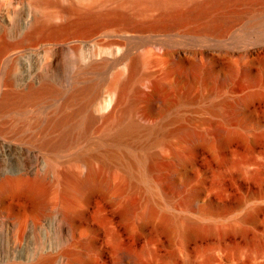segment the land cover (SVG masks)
<instances>
[{
  "label": "rangeland",
  "instance_id": "374dc122",
  "mask_svg": "<svg viewBox=\"0 0 264 264\" xmlns=\"http://www.w3.org/2000/svg\"><path fill=\"white\" fill-rule=\"evenodd\" d=\"M165 1L0 0V181L39 179L47 193L1 192L0 264H36L39 255L51 261L38 264H137L134 256L138 264H264V0L178 19L163 9L203 0ZM86 9L99 16L94 40L41 34L10 50L34 19L70 22ZM121 54L113 67L91 64ZM46 79L59 92L39 91ZM73 86L84 92L65 100ZM117 96V110L103 117L104 99ZM88 112L95 117L81 132ZM180 124L203 137L173 132ZM148 154L157 158L151 172ZM89 168L106 183L72 186Z\"/></svg>",
  "mask_w": 264,
  "mask_h": 264
},
{
  "label": "bare ground",
  "instance_id": "6f19581e",
  "mask_svg": "<svg viewBox=\"0 0 264 264\" xmlns=\"http://www.w3.org/2000/svg\"><path fill=\"white\" fill-rule=\"evenodd\" d=\"M158 1V0H157ZM163 1V0H162ZM165 1V0H164ZM171 2L169 0H166L165 2ZM177 1V0H176ZM229 1H236V0H203V1H194V3H192V5L190 6V8L184 12H180V11H177V12H172L171 9H167L166 7L163 9L161 15H163L164 17L166 18H173V19H178L181 15H197V14H202V13H209L210 10H213V8L215 7H218L220 5H223ZM174 3V2H173ZM172 3V4H173ZM179 3V2H177ZM161 5V3H159ZM172 7V6H171ZM170 7V8H171ZM173 8H175V6H173ZM223 8V7H222ZM186 12V13H185ZM80 15L81 18L79 17V19L75 20V21H70V22H65V23H62V24H54V25H51L49 27V35L51 37H56L57 35H62V34H68V35H75V36H79V37H83V38H87V37H90L92 36V34L94 33V30L95 28L97 27L98 25V21H99V17L98 15H96L95 13H92L91 11H89V9L87 10H84L83 11V14L81 13ZM208 15V14H207ZM215 17V16H214ZM222 17V16H221ZM186 19V18H185ZM189 19V18H188ZM216 19V18H215ZM210 22V21H209ZM213 22V21H212ZM211 22V23H212ZM215 24V22H213ZM213 24V25H214ZM220 24V23H219ZM212 25V24H211ZM218 25V24H217ZM217 25H214L212 26L213 30L214 29H217V31H219L218 29H221V25L217 26ZM43 26V23L42 21H38L36 19H34V22L32 24V28L29 30L30 33H33L34 31H37L40 27ZM210 25H207L206 27H208ZM211 27V26H210ZM209 27V28H210ZM215 27V28H214ZM211 28V29H212ZM223 30V28H222ZM126 34L125 33H122V34H117L118 37H121V38H124L126 39ZM6 46L0 42V53L5 51V49H7V47L5 48ZM123 57V54L119 55V56H113V58L111 59H102V62L103 63H108L109 64H114V63H117L119 62ZM105 61V62H104ZM92 65H99L98 63H93L91 62ZM101 64V63H100ZM108 65V64H107ZM194 68V69H193ZM193 68L191 69V72L190 74L192 76H195L197 75V71L196 70V67L193 66ZM206 76H211V72L209 71H205V74ZM38 82V81H37ZM38 84V83H37ZM163 84H161L160 82L158 81H155L154 83H152V87H151V90L152 92H156V93H161L162 92V86ZM30 87H33V84L31 85L30 84ZM83 88L84 87H76V86H73L71 87L70 89H67L62 93L63 95V98L65 100H76L78 99L79 96H81L80 94H82L84 91H83ZM38 90L39 91H46V92H49V93H55V92H59L58 89L56 88V86L50 81V80H42L39 84H38ZM31 92H35V91H31ZM38 92V91H37ZM36 93V92H35ZM85 94V93H84ZM16 97H25L26 95H21L20 93H15L14 94ZM149 95V94H147ZM100 96V86L97 87L91 94L88 95V97H86V106L87 105H90L92 104L93 102H95V100ZM120 96H117L116 98H107L106 100L104 99V102H105V105L107 107H110L109 111L107 112V114H103V117H110L112 116V114L114 113V111L117 110V106L120 102ZM178 99L179 100H183V99H187V94H186V91H184L183 93H181L179 96H178ZM190 100H192L190 98ZM103 101V100H102ZM238 101V100H237ZM239 104H240V101H239ZM237 105L238 103L236 102L235 100V103H232V104H229L228 107L230 108V111L232 113H234V115L236 116L237 113H238V109H237ZM105 106V108H107ZM213 107V106H212ZM94 115L91 114V113H87L84 117H83V121L82 122V126L80 128V131L81 132H85V130L87 129L88 125L90 124V122L94 119ZM58 122V121H57ZM80 122V123H81ZM56 123V122H55ZM135 121H131L129 124H128V128L130 127H137L135 126ZM54 125V124H53ZM58 125V124H57ZM76 127V126H75ZM63 129V128H62ZM65 129V128H64ZM75 129V128H74ZM79 129V128H78ZM76 130V129H75ZM67 133L74 131L73 129H66ZM65 131V132H66ZM173 132H176V133H182L184 135H186L189 139L191 138H202L203 137V133L202 132H195V130H189L185 127L184 124H180L177 128H175L174 130H172ZM171 131V132H172ZM77 132V131H76ZM79 132V131H78ZM64 133V132H63ZM215 133L216 134H221V129L217 128L215 129ZM154 154V153H153ZM153 154H148L147 155V158H146V163H145V167H146V170L151 172V171H154L156 170L157 168V158L155 157V155ZM178 155V154H177ZM176 155V157H177ZM178 158V157H177ZM179 159V158H178ZM181 159V158H180ZM178 160V161H181V160ZM177 160V159H176ZM72 183L70 181H68L69 183L72 184V186L76 185L77 187H79V185L82 184V186L87 182L89 183L90 181L93 183L96 182H99V183H106V178H104L100 171H95L91 168H89L87 170V173L86 175H84L83 178H80V177H77V176H74L72 175ZM84 183V184H83ZM74 184V185H73ZM16 185H20L22 188H24L23 191H27L28 193L33 194V196H42L40 193L44 192L45 190H43L44 188V184H42V181H40L39 179H27V180H18V179H13V178H10V177H5L3 178L1 181H0V194L1 192L3 191H6L10 188H13L14 186ZM176 186V185H175ZM175 186L173 185V189L175 188ZM75 187V188H77ZM177 187V186H176ZM46 188V187H45ZM26 189V190H25ZM43 190V191H42ZM42 191V192H41ZM45 193V192H44ZM29 194V195H30ZM40 194V195H39ZM43 194V193H42ZM47 193H45L46 195ZM44 195V194H43ZM44 195V196H45ZM39 197H36V198H39ZM44 198V197H43ZM42 198V199H43ZM196 198V193L195 191H191V192H188L186 198H185V201L186 203L188 204H191L193 202V200ZM40 200V198H39ZM184 201V202H185ZM44 202L42 201V204ZM40 204V203H39ZM2 205V206H1ZM0 205V211H2L4 209V206L3 204ZM44 205V204H43ZM39 206V205H38ZM45 207V206H44ZM43 207V208H44ZM41 208V206H40ZM39 209V208H38ZM42 209V208H41ZM130 256V255H129ZM132 256V255H131ZM42 258H44L46 261H51L50 257L49 256H45V255H39V259L38 261L42 260ZM35 259V261H37ZM133 260H135L134 262H136L138 264V260L137 258H135V256L133 257ZM37 261V262H38ZM39 261V262H40ZM44 261V260H42ZM36 262V264H38Z\"/></svg>",
  "mask_w": 264,
  "mask_h": 264
},
{
  "label": "water",
  "instance_id": "95a60500",
  "mask_svg": "<svg viewBox=\"0 0 264 264\" xmlns=\"http://www.w3.org/2000/svg\"><path fill=\"white\" fill-rule=\"evenodd\" d=\"M99 17V16H98ZM36 20H38V21H42V23H43V26L42 27H40L37 31H34L33 33H30L29 32V30H27L21 37H20V39L17 41V42H15V43H13V44H10V45H12V47L10 48V50L12 51V52H15V50L16 51H19L20 49H23L20 45H21V43L24 41V40H26V39H35V38H37V36L38 35H41V34H48L49 35V27L51 26V25H56V24H62V23H65V22H69V21H64V22H58V23H52V24H48V25H46L45 24V22L42 20V19H39V18H37ZM75 21V20H74ZM94 34H92V36H90V37H87V38H83V37H79V36H75V35H68L67 33L66 34H62V35H57L56 37H51L50 35V37L55 41V42H62V43H67V42H71V41H81V42H89V41H92V40H94L96 37L95 36H93ZM126 39H129V38H133L134 37V35H132V34H127L126 33ZM18 49V50H17ZM111 59V58H109V57H100V58H96V59H93L91 62H93V63H98V64H100V63H103L102 62V59ZM118 63V62H117ZM117 63H114V64H108V65H106V67H113V66H115ZM13 179H15V178H13Z\"/></svg>",
  "mask_w": 264,
  "mask_h": 264
}]
</instances>
